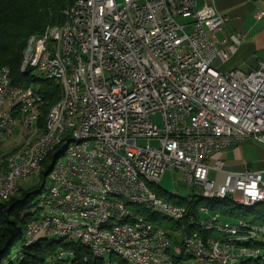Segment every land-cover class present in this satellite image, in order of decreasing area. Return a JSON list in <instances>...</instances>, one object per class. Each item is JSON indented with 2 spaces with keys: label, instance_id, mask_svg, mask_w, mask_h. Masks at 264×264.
Masks as SVG:
<instances>
[{
  "label": "built area",
  "instance_id": "1",
  "mask_svg": "<svg viewBox=\"0 0 264 264\" xmlns=\"http://www.w3.org/2000/svg\"><path fill=\"white\" fill-rule=\"evenodd\" d=\"M256 16H264V7L257 10ZM179 17L185 20L180 21ZM227 19L214 4L199 6L197 0H82L78 30L82 33L83 46H88V54H81V47L75 46L68 32L61 34L68 56L71 51H78V57H86L88 61V68L83 69L93 79V98L89 104H82V121L76 127V134L91 133L93 142L72 146L74 156L54 162L55 171L48 175L51 188L65 194L74 204L98 202L99 211L64 212L57 203L42 196L46 210L80 214L91 222L109 212L136 209L124 207L120 200L98 199V190L103 185L92 184V177L102 175L104 182H123V188L135 190L150 202L187 219H196L195 215H188V208L153 198V191L132 174L131 168L124 167L123 160L104 153V144L129 150L131 158L140 159L161 179L167 169L176 167L183 170L190 187L199 186L203 191L235 195L246 201L264 198L263 170H226L223 158L216 156L242 139L264 143V61L250 70L240 67L222 70L215 65L217 57L223 61L229 59L242 42L239 35L233 34V43L225 48L218 46L216 33ZM42 47L43 38L33 66L43 63V69L51 71L53 81L54 68L63 67L75 81L74 103L82 102L84 87L74 78L73 69L52 65V58L64 57L41 56ZM72 59L74 64L78 61V58ZM5 85H17L10 79L8 70L0 82V110L13 108L14 102H24L15 93H6ZM37 89L39 85L31 84V92H25L31 94L35 104ZM158 113L162 124L155 121L154 115ZM21 114L22 111H15L10 119L0 122L1 131L8 125H22ZM142 138L148 142L140 144ZM33 161H38L37 157H31V151L26 149L15 166L0 176L3 186H13V179H23L32 170ZM93 161H101V169H93ZM211 168L225 171V180L211 179ZM1 196L5 198V194ZM198 212L201 213L198 220H219L226 226L248 224L249 232L256 231V226L247 221L222 219L219 214H208V209H198ZM42 230L67 232L39 221L31 223L26 235ZM137 231L151 232V239H139L141 248L127 249L130 253L144 251L143 264H217L259 250L218 244V239L187 232L175 246L181 250L193 247L208 252V259L176 262L162 248V241H170V231L144 220L143 224L121 227L119 235H112L111 231L89 233V237L121 244V239H137ZM186 238H193V245H186ZM148 244H158V251H148Z\"/></svg>",
  "mask_w": 264,
  "mask_h": 264
},
{
  "label": "bare ground",
  "instance_id": "2",
  "mask_svg": "<svg viewBox=\"0 0 264 264\" xmlns=\"http://www.w3.org/2000/svg\"><path fill=\"white\" fill-rule=\"evenodd\" d=\"M81 9L82 0H75L73 6L66 10L67 18L64 23L49 27L43 37L33 35L25 50L22 68H25L32 62L34 57L40 52V43L43 38L41 56L53 54L64 57L52 58V65L65 66V69H73L74 78H76L79 86L84 87L82 102L74 103V99H77L75 81L72 79L71 74H66L63 67L54 68L55 82L60 85L61 93L58 101L50 109L48 117L44 122L41 120L40 109L45 100L37 90H35V97H37L38 100H36L35 104L33 99H31V94L25 93L31 92V88H24L19 85H5L6 93H15V96L21 97V100L24 102H14L13 108H3L0 110V122H5V120L10 119L12 115H15V111H22L21 121L23 124L16 126L8 125L5 131H1L0 125V148L5 144V139L13 136L19 127L22 133V141L6 152V158L0 163V176L6 175L8 171L11 170V167L15 166L20 155L24 153L26 149H29L31 151V157H37L38 161L32 162V170L26 173L23 179H13V186L5 187L3 186V180H0V202L8 200L13 195L17 194L21 186L25 183L29 181L34 183L35 179L41 177L43 173V161L48 157L49 153H55L57 158L53 162H59L60 158L74 156V149L72 146H87L93 142V134L91 133L76 134V127H80L82 121V104H89L91 98H93V79L87 75L83 69L88 68V61H86V57H78V51H71V56H68V50H65L66 42L64 36L61 34V32H68L75 46L81 47V54H88V46H83L82 33L78 30ZM72 58H78V61H75L74 64ZM37 68L42 72L44 78L46 77L52 80L51 71L44 70L43 63H37ZM7 70L8 74H10V79H12L11 68L8 65H4L0 67V82H3L5 71ZM54 113L55 116L53 117ZM67 142H69V144H64ZM40 147H44L42 153H38ZM104 153H107L108 157H115V159L123 160L124 167L131 168L132 174L137 176L139 181L144 182L150 191H153V198L164 199L165 203L171 206L188 208L186 207L187 204L184 206V204L178 201L169 200L163 197L159 190L152 188L153 185L155 186V183L160 182L161 177L151 171L149 167H146L140 159L131 158L129 150L122 149L121 146L104 144ZM1 159L3 158H0V160ZM93 169H101V161H93ZM50 171H55V163ZM92 184L103 185V188L98 190V199L120 200L124 207L136 209L122 212H109L106 215L96 217L90 222L86 221V218L80 214L65 215L58 210H46L45 197L42 196H47L51 202L57 203L60 210L64 212L79 211L80 213H90L99 211L98 202L77 201L74 204V202L69 200L65 194H62L56 188H47L40 197L36 214L29 219L27 228H30L31 223H39L40 221L54 224L58 226L59 231L67 232L55 233L49 230L37 231L31 235L29 241L45 233L59 234L62 237L71 236L77 238L89 248H92L97 257L107 258L106 253L110 252L111 255L117 254L136 264H143V261H145L144 251L130 253L127 249L141 248V240L139 239H151V232L137 231V239H121V244L111 242L110 239L90 238L89 233L100 234L112 231V235H119V229L121 227L143 224V220L161 226L159 221L155 218L158 217L160 213H163L166 215L165 217L168 218L180 219L183 217L176 211L169 210L160 204L150 202L147 197L137 194L135 190L123 188V182H104V177H102V175H94L92 177ZM2 194H5V198L1 196ZM204 194L210 197L216 195L224 197L230 196L234 201L238 202V204L243 205L264 202V198H253L246 201L239 196L225 195L219 192L205 191ZM201 209L208 208L202 206ZM198 221L199 225L203 227H215L227 233L226 239H218V244H234L239 248L247 247V244L239 243L237 240L238 237L233 235L234 233L237 234L240 230V224L226 226L224 222L214 219ZM242 225L248 226L247 224H241V227ZM186 245H193V238H186ZM162 248L168 256L175 258L176 262H185V259L193 261H207L208 259V252L193 247H185V250H181L176 247L172 241H162ZM148 251H158V244H148ZM71 252L72 251H70V253ZM259 254H261L259 250H256L245 252L237 256L254 257ZM234 257L225 259L217 264H234ZM108 260L104 264H117V262L112 261V259Z\"/></svg>",
  "mask_w": 264,
  "mask_h": 264
},
{
  "label": "trees",
  "instance_id": "3",
  "mask_svg": "<svg viewBox=\"0 0 264 264\" xmlns=\"http://www.w3.org/2000/svg\"><path fill=\"white\" fill-rule=\"evenodd\" d=\"M74 3L75 0H0V67L8 65L11 68V80L21 87L31 88V84L39 85L40 89H37V91L45 100L40 109L42 122L46 120L50 109L58 101L61 88L57 82L51 79L36 77L34 69H38L37 63L33 66L32 61L25 68H22L24 53L30 37L33 34L43 37L50 26L63 23L66 19V9L72 7ZM51 157L56 160L57 155L54 156L53 153H49L43 164ZM41 176L45 183L48 175L43 171ZM44 183L39 188L34 186L21 187L17 194L0 202V264H46L48 258L57 254V251L62 247L69 246L75 249L76 254L73 255H76L75 260L77 263L101 264L103 262L101 258H93L91 255L84 261L82 257L89 255L88 249L78 242H66V238L50 240L48 237H39L38 235L35 237L38 238L36 242L27 243L31 237V235H26L27 224L45 191ZM160 194L167 199L189 205L190 215H195L196 219L201 215L198 212L200 206L206 205L211 212H220L221 202L231 199L229 196L222 197L215 202L202 204L195 200H177L163 191ZM257 203L250 204V206L255 205L252 207V215L245 214L244 217L239 216L237 220H245L251 226L264 225V202ZM155 218L158 220L157 217ZM159 224L163 225L162 222H159ZM178 224H180V221ZM185 224L189 225L188 229L190 231L198 229L206 236H217L219 234L213 230L199 228L197 222ZM236 236L239 243H248L246 238L242 239L240 237V230ZM21 242H24L25 245L17 254L12 255V247ZM254 243L261 244L264 248V243L256 242L254 239L249 242V244ZM240 264H264V261L259 258L248 257L243 258Z\"/></svg>",
  "mask_w": 264,
  "mask_h": 264
},
{
  "label": "rangeland",
  "instance_id": "4",
  "mask_svg": "<svg viewBox=\"0 0 264 264\" xmlns=\"http://www.w3.org/2000/svg\"><path fill=\"white\" fill-rule=\"evenodd\" d=\"M71 8V7H70ZM69 9V8H68ZM67 10V9H66ZM66 13V11H65ZM66 18H67V14H66ZM180 21H183L182 17L178 18ZM66 21V19H65ZM64 21V22H65ZM63 22V23H64ZM48 26V25H47ZM54 26V25H53ZM51 27V26H50ZM49 29V28H48ZM47 29V30H48ZM33 35H37V34H33ZM32 35V36H33ZM31 36V37H32ZM30 37V38H31ZM30 41V39H29ZM28 41V43H29ZM28 46V45H27ZM27 48V47H26ZM24 58H25V53H24ZM24 60V59H23ZM4 66V65H3ZM22 66H23V61H22ZM2 67V66H1ZM34 74L36 75V77L42 78L44 77V75L42 74V72L39 69H34ZM155 121L159 124H162V118H161V113H158L156 115H154ZM5 144H3L0 148V158H3L0 160V163L2 162V160H4L6 157L5 155L7 154L6 152H8L10 149H12L13 147H15L17 144H19L22 141V133H21V128L19 127L16 132L13 134V136L5 139ZM148 142V139L146 138H142L139 140L140 144H145ZM152 143H154V140H152ZM55 156V153H53ZM54 161V157H51L44 165H43V171H47L52 163ZM215 172L216 170H212V172L210 173L211 177L215 176ZM44 183V179L43 177H38L37 179H35V182H27L25 183L23 186L21 187H35V188H39L43 185ZM44 188H51V179H50V175L47 176V180L44 183ZM152 188H154L155 190H159L160 192H167L170 195L173 196V198H176L177 200H195L198 201L199 203L202 204H207V203H211V202H215L218 200V198H222L224 196H208L205 193V191H203V189L199 186H194V187H190L189 184L185 181L184 179V172L182 169L180 168H169L167 169V171L164 173L162 179L160 180V182L155 183V186L153 185ZM21 190V188H20ZM164 197V196H163ZM227 197V196H225ZM230 197V196H229ZM170 200V199H169ZM181 203V202H179ZM262 203V202H259ZM184 204V203H181ZM258 204V203H257ZM256 204V205H257ZM201 205V204H200ZM185 206V204H184ZM202 206H206V205H202ZM199 207V209H201V207ZM221 208H220V212H211L210 209H208V214H219L222 219H228V220H232V221H241V219L237 220L239 218V216H245V214H249L252 215L253 209L252 207L255 205H242V204H238V202L234 201L232 198L227 200V201H222L221 202ZM260 206V205H259ZM186 207H188L189 213L188 215H190V207L186 205ZM207 207V206H206ZM37 209V207H36ZM36 209L34 210V213L31 215L34 216L36 214ZM222 213V214H221ZM193 215V214H192ZM203 215H206L205 213H203ZM166 215H164L163 213H160L158 215V221L162 222V224L166 227L167 230L170 231V234L168 233V239H170V241L174 242V244H178L180 238H184L185 235H187V232H197V233H201L198 229L194 230H189V225L185 224V223H190V222H197V225L199 228L201 229H209V230H213L218 232L219 234H217V236H209L211 238H215V239H226L227 237V233L223 232L222 229H216L215 227L211 228V227H203L201 225H199V221L198 219H187L186 217H181L180 219H174V218H168L165 217ZM180 221V224H178ZM245 221V220H243ZM255 230L251 229L252 232H249L248 226H244L240 224V237L246 238L248 241L247 243V250L248 249H252V248H256L259 249V255H255L254 258H259L260 260L264 261V248L263 245L261 244H249V242L251 241V239H254V241L256 242H260V243H264V225H255ZM248 231V232H247ZM247 232V233H245ZM222 233V234H221ZM202 234V233H201ZM234 236H236V233L233 234ZM248 235H250L251 237H249ZM43 236V237H48L50 240H60L62 238H66L65 241H72V242H78L80 243L81 246H83L84 248L88 249L89 251V255H84L82 258L84 261H86L88 259V257L91 255L93 258H101V257H97L95 255V253L93 252L92 248L87 247L86 245L82 244L77 238L75 237H71V236H67V237H62L59 234H42L39 235ZM225 237V238H224ZM240 239V240H242ZM30 239H28L27 243H34L38 240V238H33L32 241H29ZM243 242V241H242ZM24 242L15 244L12 247V255H15L19 252V250L24 246ZM250 245V246H249ZM171 250V249H170ZM261 250V251H260ZM70 251H72L70 253ZM67 254H66V253ZM75 253V249L71 246L69 247H62V249H60L59 251H57V254H55L53 256V258L49 259V262H47V264H79L77 263V261L75 260L76 255H73ZM76 254V253H75ZM67 255V256H65ZM72 255L74 256V259L72 257ZM107 258L102 257L101 260H103V262L101 264H104L107 262L108 259H112V261H116L117 264H136L132 261H130L129 259L127 260L125 257L117 255V254H113L111 255L110 252L106 253ZM62 256V257H61ZM248 257H252V256H237L233 258V261H235L236 263L234 264H240L241 260L243 258H248ZM48 261V260H47ZM109 261V260H108ZM111 261V262H112Z\"/></svg>",
  "mask_w": 264,
  "mask_h": 264
},
{
  "label": "crops",
  "instance_id": "5",
  "mask_svg": "<svg viewBox=\"0 0 264 264\" xmlns=\"http://www.w3.org/2000/svg\"><path fill=\"white\" fill-rule=\"evenodd\" d=\"M199 6L205 3L214 4L218 10L228 16L224 26L217 31L218 46L225 48L234 42L233 34L241 37L242 42L229 57L223 61L217 57L215 65L222 70L240 67L250 70L264 61V16L258 18L257 10L264 7V0H197ZM185 19L183 18V21ZM222 157L224 169L244 171L261 169L264 171V143L252 138L242 139L216 155ZM214 158L211 159V163ZM212 170H216L211 177ZM209 176L216 181H224L226 172L211 168Z\"/></svg>",
  "mask_w": 264,
  "mask_h": 264
},
{
  "label": "water",
  "instance_id": "6",
  "mask_svg": "<svg viewBox=\"0 0 264 264\" xmlns=\"http://www.w3.org/2000/svg\"><path fill=\"white\" fill-rule=\"evenodd\" d=\"M53 165H54V162L52 163L51 167L47 171H45V174H47V175L49 174V172H50L51 168L53 167Z\"/></svg>",
  "mask_w": 264,
  "mask_h": 264
}]
</instances>
